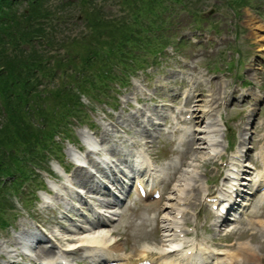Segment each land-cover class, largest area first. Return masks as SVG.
<instances>
[{"label": "rangeland", "instance_id": "rangeland-1", "mask_svg": "<svg viewBox=\"0 0 264 264\" xmlns=\"http://www.w3.org/2000/svg\"><path fill=\"white\" fill-rule=\"evenodd\" d=\"M29 2H20L16 6L18 13L30 8ZM41 5L51 11L46 31L49 35L47 40L51 39L53 45L38 39L30 43L31 47H36L46 57L47 64L43 72L39 69L32 71L34 76L30 82L35 85L39 81V85L30 92L31 107L21 113L17 112L20 122L26 124L27 131L24 133L30 137L29 144L16 143L20 138L13 134L14 125L6 122L7 112L0 95V216L7 215L6 218L12 223L11 226L0 227V241L16 235L15 231L22 224H32L35 228L38 224L43 225L49 234L52 229L65 231L61 227L63 225L73 228L74 222L84 223L85 214L93 218L90 210L85 208L88 204L81 207L75 199L70 200V205L74 202L80 211L72 208L68 212L63 206L58 211L49 210L42 200L44 190L48 191L52 186L54 191L65 194L58 187L62 182L72 179L74 170L73 160L67 151L70 148L76 150L81 145L86 147L82 138L84 132L100 140L102 128L111 126L109 120L112 123H116L117 118L122 121L116 130L124 138L130 137L135 141V138H140L137 135L142 136V141L138 139L141 144L152 140L153 137L146 136L147 129L140 133L134 130L136 126L131 123L126 125L130 122L127 118L134 112L132 108L135 99L141 100L143 108L149 107L148 113L157 110L156 104L173 99L179 92L177 88L172 89L177 85L178 77H166L177 66L182 69L185 62L187 72L203 79L197 87L201 97L209 92L208 89L216 90L221 82L224 84L222 97L210 112L223 120V125L219 122L223 144L233 149L231 154L226 149L227 155L223 154V150L220 154L223 162L233 161L232 156L239 149L243 132H246L245 147H250V157L255 162L254 154L261 149L260 145L264 146V105L253 100L256 93H264V49L260 48L264 46V38L260 40L254 31L264 37V28H252L246 18L247 14L253 13L264 25V0H43ZM45 20L41 19L42 22ZM137 27H143L139 30V36L143 34L146 37L143 40L145 50L133 49L134 53L125 59V64L121 58L124 57L123 52L131 48V38L137 37L133 36ZM182 29L202 43L177 44L174 32ZM149 38L150 41H147ZM174 43L179 55L173 48H168L159 58V64L154 65L155 68L149 67L144 73L134 69L135 52L143 53L142 58L137 57L141 65L144 62L151 66L154 51ZM28 44L26 47L29 49ZM126 77L130 78L127 87L117 88L114 82L125 80ZM166 82L169 89L167 94L156 92L158 94L143 100L139 92L135 93L134 87L137 85V88L145 92V89H154L155 84ZM232 90L244 91L249 95L240 100L235 92L230 94ZM228 97L230 100H226ZM15 100L13 98V102ZM188 104L185 105L187 110L180 117L193 116ZM248 113L251 114L250 122L247 119ZM144 115H141V119ZM245 119L247 128L244 130L241 123ZM167 123L164 129L172 131L174 117L171 114H168ZM109 134V141L116 139L111 132ZM180 135L175 130L167 135L161 133L158 138L145 144L147 148L144 151L152 153V158H156L169 173L172 167H167V164L173 162L181 166L178 162L182 152L189 151L188 145L181 144L179 147ZM257 138L262 141L256 147ZM120 140L123 141V138ZM101 144L105 145L104 142ZM190 162L187 158L182 167H187ZM195 163L200 182L206 188H211L214 182L222 183L221 174L225 171L218 172L213 166L220 164L218 158H198ZM67 165L70 167L67 168ZM62 167L68 169L66 175L62 173ZM6 171L8 173H2ZM163 184L164 189L166 184ZM75 187L80 188L77 185ZM68 190L72 192L73 189ZM170 191L171 186L168 185L164 194L168 196ZM202 195L199 193L197 196ZM53 196L54 193L50 197L53 199ZM160 202L163 203V200ZM150 203L137 200L132 192L128 202L121 208V216H114L116 219L110 224V229L116 231L114 238L129 256H136L144 247L156 252L162 245L163 231L159 224L155 225L152 221L156 204ZM255 209L224 237L233 242L230 246L232 249L240 250L245 255L237 264H264V227L258 222L264 219V204ZM200 211L199 208L197 212L200 213V221L195 225L201 227L195 235H188L183 241L185 246L195 242L214 246L212 240L218 239L208 221L203 223V218L208 217L207 210ZM194 220L195 211L188 219L191 227ZM142 231L148 234L146 238ZM140 233L142 238L139 239ZM57 243L60 247L66 246L65 243ZM217 246L227 248L226 245ZM69 257L73 259L72 262H80L81 259L80 254L71 253Z\"/></svg>", "mask_w": 264, "mask_h": 264}, {"label": "bare ground", "instance_id": "bare-ground-1", "mask_svg": "<svg viewBox=\"0 0 264 264\" xmlns=\"http://www.w3.org/2000/svg\"><path fill=\"white\" fill-rule=\"evenodd\" d=\"M247 23L249 26H252V28H257L262 30L264 28L263 23H261V20L258 19V16L249 13L247 14L246 18ZM258 35L257 37L262 40L264 37H260L261 35L258 33V31H254ZM261 50L264 49V46L260 47ZM187 76V75H186ZM191 79V78H190ZM203 81L201 77L196 78L192 81V84H195L196 86H199V84ZM138 86V85H137ZM135 86V93L139 92L142 96L146 97H152V95H155L156 92H161L164 94L167 90L165 85H160L161 87H158L155 85L154 89H145V92L142 91L141 89L137 88ZM201 90V88H199ZM224 90V84L221 82L220 86L216 90H212L211 88L208 89V93L204 95V97H201L199 95L194 103L195 109L193 110V116L194 119L191 121L192 126L194 127L193 129L190 128L186 133H184V139L185 142L189 145V151L186 152L184 155L185 157L190 159L191 162L190 164L187 165V167H182L180 168L178 165H175L173 163L168 164V167H172L173 170L171 171L172 174L170 175V186H171V191L169 192V195L166 196L164 199L165 202H156V208H155V215H154V221L156 224L162 223L161 227L163 229V240L162 242L165 243H170V247L165 248L164 245L160 247L158 250L160 252H155L152 253L154 257L156 258L155 264H171L174 263L172 260H166L165 255L171 246V242L173 241V237L178 236L179 233L177 232V229L180 227L178 226L179 222L181 220H178V215H181L183 213V210L189 209L187 206V202L189 204L193 205V208L195 207V202L199 201V198L197 195L199 194L198 192L202 191L204 194V197L207 195L204 193L205 188L200 182V177L198 175V171L195 168L196 167V161L198 158H204V159H209L213 158L214 155H218L224 145V139L223 135L220 133L221 129L219 128V118L218 116H214L211 112L217 105V101L222 97ZM245 93V92H243ZM246 94V93H245ZM203 96V95H202ZM258 99V98H257ZM159 111V110H158ZM252 111V110H251ZM250 111V112H251ZM142 113L143 110L140 108L134 109V112L129 115L127 119H129L130 122H127L126 125H129L130 123L132 125H139L140 124V119L139 113ZM156 118H159L160 120L165 119L164 116H162V113H156L154 114ZM249 121V117L247 118ZM119 122V121H118ZM122 122V121H121ZM247 120L242 121L241 123V128L244 126V130L247 128ZM114 126L113 127H103L101 132H100V141L104 143H108L109 141L108 136L110 135V132H113ZM243 130V129H242ZM146 131V128L144 127V132ZM245 133L243 132L240 136L243 137V139L240 140V145L241 148L236 152V154L239 155L240 158L246 157V154L249 150L248 146L245 147ZM87 134L82 133V138H86ZM152 137L151 134L147 133V137ZM153 140L149 141L152 142ZM183 141V139H182ZM259 141V140H258ZM114 143H111L110 145H103L99 146L95 142H89L91 146L94 148L95 151H106L109 153V155L112 157H115V160L110 159V161L107 163V168L102 166V164H106V157L99 154L97 156L100 160L92 159L90 157V150L87 149L85 150V154H82L85 158H82L79 154L75 153L74 151H71L70 155L73 156L74 160L79 161L80 163L72 165L74 166V170L72 173V179L69 181L71 184L74 183L78 187H81V189H85V194L87 198H90L91 200H97L99 207H102L104 212L107 214H103L106 219V221H98L96 224H93L91 226H88L85 228L80 227L78 233L76 234H69L66 233L63 237H60V233L56 232V230L52 229L51 231V236L56 237L55 241L56 242H67L68 240H74L76 239V242L74 247L77 246L74 250L72 251H62V247H60L57 243L54 241L51 242V245H49V240L46 235H44L45 239L41 237L37 242H34L32 240V236L34 231H29L28 226H25L22 224L17 231V235H13L9 237V239L0 241V257L2 258V264H20L18 261V258H16L14 255L18 252L19 250V244H23L25 246H30V248H33V253L31 257H29L30 261H33L37 264H66L67 261L71 264L72 259L66 258L64 253H73V254H80L81 261L86 262L87 259L90 261H97L102 258H105L106 263L108 261H115L119 260V258H129L127 255H123L120 253V243L116 241L113 238V235L116 233V231L108 229V224H111V222L114 220V215H117L118 209L117 207L119 205V202L121 203V199H101V198H94V196L97 194L98 197L100 196H110L112 193L106 186H102L101 183L100 185L97 182H93L92 178V173L88 172L85 168L91 167L92 169L94 168L96 172H99L102 177H107L109 179L110 185L114 187V191L123 194L124 191L121 185L120 177L117 176L115 173H113L115 170H117L118 174L124 175L122 166L123 167H128L130 170H134L135 166L130 163L127 159L128 155H130V151L125 150V158L122 157V153L124 147H123V141L121 140H114ZM122 142V143H121ZM121 143V144H120ZM131 144H136V142H131ZM81 147V146H79ZM121 147V148H120ZM191 148V149H190ZM72 150L71 148L67 151V154L69 155V151ZM93 152V151H92ZM262 152V150H261ZM95 153V152H93ZM98 154V153H95ZM69 155V156H70ZM206 156V157H205ZM263 161H264V154H259L258 155ZM144 157V156H143ZM140 158L142 160V163L140 167H147L150 163L146 161L144 158ZM245 158L242 160L243 163H245ZM85 164L87 166H85ZM151 165V164H150ZM235 168V167H233ZM250 168L247 166V163H245L241 168H235L237 169V172L231 171L232 177L236 175H240L241 181L243 183L239 184H247L245 181V175L248 172V169ZM108 169V170H106ZM135 175V174H134ZM151 175V174H150ZM229 177V175H225V178L223 179L224 184L227 183L226 179ZM125 178V177H124ZM257 182L259 180L264 182V172L257 173L256 176ZM235 182V180H232ZM239 182V181H238ZM237 182V183H238ZM236 183V182H235ZM51 188H53L51 186ZM49 189L47 192L48 194L54 193L53 199H56L57 201H62L63 204L62 206L65 208V210H71V206L69 204V199H73L75 196H78V194L71 193L67 189V185L62 182L61 185L58 188H61L64 190L66 193L67 197L62 194H59L57 191H53L52 189ZM203 197V198H204ZM80 198V196H79ZM202 198V199H203ZM262 199V198H261ZM82 198L80 199V201ZM166 211V212H164ZM107 215V216H106ZM225 221L221 219H215L213 221L214 226H221ZM258 222L262 223L264 225V219L263 220H258ZM65 228V227H64ZM67 229V228H66ZM69 231V230H68ZM142 235L144 238L147 237V233L142 231ZM141 233L138 235L139 239L142 238ZM23 239V242L21 241ZM52 241V240H51ZM71 243V242H69ZM33 246V247H31ZM201 244L199 243L198 245L191 246L189 248H177L175 252H179V257L176 259L177 262H181L182 264H207L211 261L214 263H219L222 264V261L230 263V261H233L238 258L230 252H225V251H219L217 253H213L210 251L208 248H200ZM74 247H66L67 250H71ZM71 248V249H70ZM187 250H191V255L190 256H185L183 255ZM147 250L141 249L139 252L138 256L135 258L137 260H141L146 258V256H152V254L146 252ZM182 252V254H181ZM218 254V259L215 258ZM158 258V259H157ZM130 263L129 259H126L125 261H121L119 264H128Z\"/></svg>", "mask_w": 264, "mask_h": 264}, {"label": "trees", "instance_id": "trees-1", "mask_svg": "<svg viewBox=\"0 0 264 264\" xmlns=\"http://www.w3.org/2000/svg\"><path fill=\"white\" fill-rule=\"evenodd\" d=\"M22 1L0 0V95L2 97L1 102L7 112L6 122L14 125L15 131L13 134L20 138L16 143L24 142L29 144L30 137L27 133H24L27 131L26 124L20 122L21 118L17 114L31 107V102L29 101L30 92L36 90L37 84L39 85V81L35 85L30 82V79L34 76L32 71L39 69L43 72L45 64H47L46 57L39 53L36 47H31L30 43L33 39L46 40L49 45H53V42L51 39L50 41L47 40L49 36L46 31L47 18L50 16L51 11L42 7L43 0H29L30 8H25L18 13L16 6L20 5ZM240 1L242 2V0ZM87 14H85V17H87ZM43 18L46 20L42 22L41 19ZM161 27L165 28V26ZM142 28L137 27L136 32L133 33V36L136 35L137 37L131 38V44L133 43L131 48L123 52L124 55L122 56L124 57L121 58V61L125 64V59L127 57L130 58L132 53H134L132 52L133 49L145 50V42L143 40L146 37L143 34L139 36V30ZM124 40L123 42L126 43ZM147 41H150V38ZM26 44L30 47L29 49ZM8 50L10 51L8 52ZM142 54L140 51L135 52L133 63L136 60H140L137 57L142 58ZM13 98H16L14 102ZM2 173L6 174L8 171ZM6 216H0L1 228L9 224V218L7 219Z\"/></svg>", "mask_w": 264, "mask_h": 264}]
</instances>
